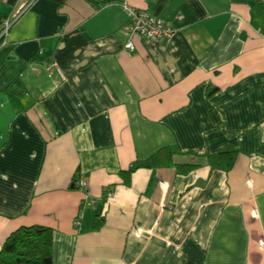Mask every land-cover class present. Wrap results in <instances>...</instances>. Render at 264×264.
Listing matches in <instances>:
<instances>
[{
  "label": "crops",
  "instance_id": "0c3cea01",
  "mask_svg": "<svg viewBox=\"0 0 264 264\" xmlns=\"http://www.w3.org/2000/svg\"><path fill=\"white\" fill-rule=\"evenodd\" d=\"M126 5L174 34L127 50ZM14 13L0 248L43 225L53 264H264V0H0Z\"/></svg>",
  "mask_w": 264,
  "mask_h": 264
},
{
  "label": "trees",
  "instance_id": "16d2710c",
  "mask_svg": "<svg viewBox=\"0 0 264 264\" xmlns=\"http://www.w3.org/2000/svg\"><path fill=\"white\" fill-rule=\"evenodd\" d=\"M163 150H161L162 152ZM237 150H222L209 156L210 162L230 170L236 161ZM181 171L195 165H178ZM133 168L127 170V178ZM103 220L95 221L100 228ZM53 229L43 225L22 226L13 231L0 248V264H53Z\"/></svg>",
  "mask_w": 264,
  "mask_h": 264
},
{
  "label": "built area",
  "instance_id": "2783aa9c",
  "mask_svg": "<svg viewBox=\"0 0 264 264\" xmlns=\"http://www.w3.org/2000/svg\"><path fill=\"white\" fill-rule=\"evenodd\" d=\"M129 14V20L124 24L123 29L128 35L125 47L127 50L136 48L135 37L141 36L150 40H159L163 37H170L174 34L175 28L165 18L152 14L145 8H137L135 6L126 5ZM18 14L0 20V44L8 41V35ZM84 186L85 181H79ZM251 183V182H250ZM112 193V192H110ZM80 223V216L76 219V224ZM264 246V240H262Z\"/></svg>",
  "mask_w": 264,
  "mask_h": 264
}]
</instances>
